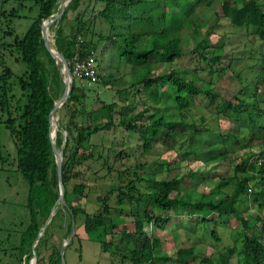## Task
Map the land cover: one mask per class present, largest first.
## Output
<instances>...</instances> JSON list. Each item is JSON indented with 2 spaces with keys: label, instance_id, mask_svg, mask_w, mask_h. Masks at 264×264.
Returning <instances> with one entry per match:
<instances>
[{
  "label": "trees",
  "instance_id": "1",
  "mask_svg": "<svg viewBox=\"0 0 264 264\" xmlns=\"http://www.w3.org/2000/svg\"><path fill=\"white\" fill-rule=\"evenodd\" d=\"M31 1L38 7V15L24 37L15 40L20 60L27 65V71L13 76V71L7 67L0 75V108L8 114L5 125L16 144L17 170L29 184L27 208L30 223L23 235V244L28 245L27 261L33 259L32 246L60 201L58 167L50 133L51 129L53 132L55 103L66 90L60 64H57L43 39V23L57 13L60 0ZM69 1L58 21L55 43L70 70L73 71L77 55L79 59H84L94 54L99 77L104 56L111 49L113 61L117 60L120 65H128L133 70L130 88L144 86L157 105L166 100L174 101L182 113L180 120L169 118L165 111L158 108L152 113L146 108L131 117L121 118L118 125L125 127L129 133L137 134L145 152L163 139L162 143L176 155L173 164L169 163V169L183 168V165L188 168L185 175L171 180L160 179L154 174L143 175L140 170L148 168L149 164H138L133 172L130 169L120 171L117 188L99 198L103 201V207L97 213L89 214L67 204L58 209L46 228V234H49L59 216L64 217L63 210L66 209L71 213L73 223H77L78 216L84 214L83 225L87 235L100 240L102 229L104 232L107 230L102 221L117 209L111 204L112 195L116 192L122 205L118 209L120 213L116 215L124 219L129 216L135 224V231L122 232V242L127 240L134 247L129 245L133 249L123 253L125 250L121 251L120 246L100 241L105 251L115 246L123 264H191L198 260L204 264H231L233 257L237 258L238 264H264V163L259 162L264 155V0H223L222 3L224 17L245 33L240 59L249 60L246 67L252 69L251 74L246 73L245 68L237 72L242 90L235 96L236 104L223 101L212 87L215 68L222 64L227 53L224 44L212 43V33L198 19L197 10L210 2L104 0L106 8L95 11L91 8L93 0ZM143 6L154 11L147 13ZM87 11L94 12L95 19L104 22L99 32L90 27L82 28ZM66 21H70L68 34ZM48 23H45L46 29ZM96 33L98 43L85 38V35ZM80 37L82 42H79ZM42 53H45L47 60L42 58ZM234 56L236 54L233 53ZM186 57L194 59L204 70L195 68L190 72L172 68L176 61ZM158 62L166 64L167 71L154 76L152 72ZM12 79L22 90L21 96L14 93ZM75 80L80 79L75 77ZM76 83L64 104V107H72L74 113L81 107V99L85 96ZM225 102L228 104L223 109ZM215 105L213 110L211 107ZM201 107H209L210 114L203 112ZM119 109L116 103L100 108L98 115L108 119L104 126L87 130L73 119L65 128L68 132L62 166L65 198L69 195V184L75 168L95 157L92 150L85 146L86 143L92 135L115 126V113ZM195 109L201 112L199 119L193 115ZM13 112L15 117L12 116ZM188 114L192 116V121L185 132L183 127L187 124L185 117ZM222 114L234 124V128H228L226 133L215 126L219 121L222 123ZM179 133H184L182 139L178 138ZM212 136L222 143L224 151L210 159L199 152V147ZM56 142L60 148L63 143L60 132ZM240 143L244 145L240 147ZM231 147L233 150H230ZM189 157L201 164L217 161L224 164L226 171L219 172L216 164L203 170L189 168ZM0 161L10 162L1 140ZM187 179L192 182L201 180L203 184L214 180L219 184L207 192H200L196 188H187ZM86 188L83 183L75 184L72 192L84 197ZM125 202L136 204L141 211L126 213L123 207ZM255 206L260 211L246 216ZM185 213L197 217V220L190 219L192 222L186 225L188 228L213 224L210 233L217 243L222 242L218 231L222 226L220 224L227 228L231 218L237 221L232 234L233 242L224 248L227 251L225 254L219 252L217 261L212 257L200 258L194 248H180L174 255H169L163 250L161 240L151 237L145 230L151 225L165 230L174 217H183ZM73 223L69 225L70 234ZM46 239L41 240L45 242ZM55 261L63 264L61 253H57Z\"/></svg>",
  "mask_w": 264,
  "mask_h": 264
},
{
  "label": "rangeland",
  "instance_id": "2",
  "mask_svg": "<svg viewBox=\"0 0 264 264\" xmlns=\"http://www.w3.org/2000/svg\"><path fill=\"white\" fill-rule=\"evenodd\" d=\"M63 1H59L60 5L57 13L44 21L45 23H50L49 35L47 32L46 35L47 39L51 38V42L55 46L54 48H57L55 36L60 19L57 16L61 14ZM205 2H210V4L197 10L198 19L202 20L205 29L212 33V43L224 44L227 53V57H225L222 64L215 68L216 72L213 77L212 87L215 89L216 94L222 97L223 101L226 100L236 104L235 96L242 90L237 72L245 68L246 73H252L251 67H246V63L249 60L240 59L244 49L243 43L246 40L245 33L244 31H240L239 28L232 26L229 19L224 17L222 10L223 0H205ZM207 6H210L211 9ZM91 8L95 11H102L106 8V3L104 0H93ZM144 9L147 13L154 11L148 7ZM111 13L112 15L115 14L114 11ZM37 15L38 7L31 0H0V75L7 67L11 68L13 76L22 75L27 71V65L20 60V53L15 45V40L17 37L20 39L24 37ZM66 23V33L68 34L70 21H66ZM72 23L75 26L74 17ZM104 25V22L95 19L94 12L87 11L85 13V22L82 25L84 30L85 27H90L95 32H99ZM87 37L93 43H98L99 41L97 33L85 35V38ZM233 53L236 56L233 57ZM111 56L112 50L110 49L106 52L104 63L99 69L101 77L99 76L95 80L83 82L80 81L81 79L76 81L73 76V82H77V86L83 89L85 93V96L81 99L82 105L78 108V111L74 113L72 107H64L63 105L62 107L60 106L57 113L55 126H57L58 131H54L53 136H58L60 132V138L63 143L58 148L63 156V149L68 136L65 128L72 123L73 119L79 125L85 126L87 130H90L96 126H104L108 123L107 118L98 115L100 108L112 103L119 104L120 106V109L115 113V126L92 135L86 143L85 146L92 150L95 157L75 168L69 184V195L67 198L64 196V199L58 202L54 216L60 207H66L67 204L81 208L89 214L97 213L103 207V201L99 198L105 197L110 191L117 188L119 184L118 172H125V170L129 169L130 172H133L138 164L150 165L148 168L140 170L145 176L154 174L160 179L171 180L186 174V168H188L186 165H183V168L169 169V163L173 164L176 160V155L162 143L163 139L153 145V148L149 152H145L139 136L127 132L125 127L118 125L121 118L131 117L146 108H149L151 113L158 108L161 111H165L169 118L175 120L182 119V113L179 106L172 100H166L157 105L153 102L144 86L130 88V84L133 81V70L128 65H120L117 60L113 61ZM42 58L47 60L45 53H42ZM204 66L208 67V65ZM60 67L62 68L61 63ZM167 67L162 62L156 63L152 75L163 74L167 71ZM172 68L186 69L190 72L194 71L195 68L204 70L201 65H197L194 59L190 57L176 61ZM12 81L14 93L17 96H21L22 90L14 83L13 79ZM262 89L264 90V84ZM225 103L226 105H224L223 109L227 107L228 103ZM215 107L216 105L211 108L214 110ZM207 108L209 107L204 109L201 107L200 109H203V112L205 111L206 114H210V110ZM14 109L15 103L13 102L12 110L14 111ZM200 113L198 109H195L193 115L199 119ZM12 116H16L15 112L12 113ZM0 117L2 118L0 122V140L5 148V156L10 158V162L2 163L0 161V264H57L55 261L56 255L58 252L61 253L65 241L68 242L67 247L64 249L66 264H123L121 257H119L121 255H118L115 246L109 247L105 251L101 243V241L114 243L120 246L121 251L125 250L123 253H127V249H133L129 245L134 247L127 240L122 242V232L124 230H128L129 232L135 231V224L129 216L124 219L116 215L120 213L118 209L122 206L119 204L118 193L116 192L112 195L111 204L117 209H115L112 216L102 221L107 230L104 232V228L102 229L99 237L101 241L97 237L87 235L83 225L84 214H80L77 218V223H73L74 220L71 213L69 210L64 209V217L59 216L49 234H46L45 230L39 241L34 242L32 246L34 257L31 261H27L28 245L26 243L23 244V235L30 223L27 208L29 184L17 170L16 144L5 125L8 114L3 113L1 108ZM220 118L222 123L219 121L215 126L224 133L228 131V128H234V124L229 122L224 114ZM185 120L187 124L184 125L183 129L186 132L188 124L192 121V116L186 115ZM183 137L184 133L178 134V138L182 139ZM243 145V143H240V147ZM222 149H224L222 143L212 136L205 139L199 147V152L204 156H209L211 159L215 154L224 151ZM230 150H233V147ZM189 159L187 164L189 168L203 170L211 164H216L219 172L225 173L226 171L224 164H220L214 160H211L207 164H201L195 163L192 157H189ZM82 183L87 186L86 195L78 197L73 194L72 190L75 184ZM218 184L219 181L214 180H210L204 184L201 180L192 182V180L187 179L186 181L187 188H196L200 192H207ZM59 188L61 190L60 181ZM123 207L128 214L141 211L140 207L130 202H125ZM259 211L255 206L246 216L249 213L256 214ZM190 219L197 220V217L185 213L183 217H174L173 222L165 230L153 227V225L148 226L145 230L151 237L161 240L163 250L168 252L169 255H174L177 249L180 248H194L200 258L212 257L217 261L219 252L223 251L225 254L227 251L224 248L232 244V234L237 221L231 218L227 228H224L223 223L220 224L222 226L218 228V231L222 242L217 243L212 239L210 233L213 224L207 227L200 225L199 227L188 228L186 225H190L192 222ZM72 223L73 230L70 234L69 225ZM249 231L252 232V230ZM45 237H47L46 241L42 242L41 239ZM191 264L204 263L198 260L196 263L192 262ZM231 264H238L237 258L233 257Z\"/></svg>",
  "mask_w": 264,
  "mask_h": 264
},
{
  "label": "water",
  "instance_id": "3",
  "mask_svg": "<svg viewBox=\"0 0 264 264\" xmlns=\"http://www.w3.org/2000/svg\"><path fill=\"white\" fill-rule=\"evenodd\" d=\"M64 1L62 2L61 14L57 17H61L63 15L67 5L70 2L69 1L68 3H65ZM46 32H47V29L45 27V22H44L43 23V39L45 41V45H46L47 49L49 50V52L52 54V56L56 59L57 64H60V63L62 64L61 71H62V74L64 76V83L66 86V90H65L64 95L61 97V99H59L55 103V107L53 110V116H54L57 114L59 106L62 107L66 103V101L68 100L70 93L72 91L73 85H74V82H73L74 78H73L72 72L70 70V67H69V64H68L66 58L59 52V50L57 48H55V50H54L49 46ZM53 116H52V127H53ZM50 138L52 141L54 156L56 158V163H57V167H58L59 181H60V186H61V190H60V200H61V199H64V196H65V187H64L63 178H62L63 156H62V154H61V152L57 146V142H56L57 136L56 137L53 136L52 129H51V133H50ZM53 216H54V212L52 213L51 217L49 218V220L47 221V223L43 227L41 233L39 234V236L36 240V242L39 241L41 235L46 230V228H47L48 224L50 223V220H52ZM67 245H68V242L65 241L63 248H62V251H61L63 264H66L65 260H64V249H65V247H67Z\"/></svg>",
  "mask_w": 264,
  "mask_h": 264
},
{
  "label": "built area",
  "instance_id": "4",
  "mask_svg": "<svg viewBox=\"0 0 264 264\" xmlns=\"http://www.w3.org/2000/svg\"><path fill=\"white\" fill-rule=\"evenodd\" d=\"M83 39L80 37L79 42ZM98 63L96 61L95 55L91 54L84 59H79L77 55L76 62L74 63L72 75L76 78L84 81L95 80L97 77ZM259 162L264 163V155L259 158Z\"/></svg>",
  "mask_w": 264,
  "mask_h": 264
},
{
  "label": "bare ground",
  "instance_id": "5",
  "mask_svg": "<svg viewBox=\"0 0 264 264\" xmlns=\"http://www.w3.org/2000/svg\"><path fill=\"white\" fill-rule=\"evenodd\" d=\"M69 0H65L64 2L65 3H67ZM49 27H50V23H48V26H47V34L49 35ZM52 40H51V38L49 37L48 38V44H49V46L52 48V49H54L55 50V46H53V44H52V42H51ZM59 108H60V106H59ZM59 108H58V112H59ZM57 112V113H58ZM56 117H57V114L56 115H54L53 116V132L54 131H56V130H58V128H57V126H55V122H56ZM62 154V153H61Z\"/></svg>",
  "mask_w": 264,
  "mask_h": 264
}]
</instances>
